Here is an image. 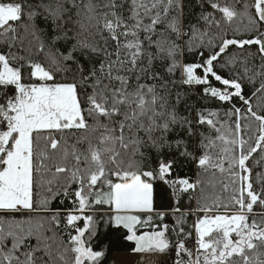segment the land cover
<instances>
[{"label":"snow or ice","instance_id":"1","mask_svg":"<svg viewBox=\"0 0 264 264\" xmlns=\"http://www.w3.org/2000/svg\"><path fill=\"white\" fill-rule=\"evenodd\" d=\"M264 264V0H0V264Z\"/></svg>","mask_w":264,"mask_h":264},{"label":"crops","instance_id":"2","mask_svg":"<svg viewBox=\"0 0 264 264\" xmlns=\"http://www.w3.org/2000/svg\"><path fill=\"white\" fill-rule=\"evenodd\" d=\"M115 264H122L124 261L134 259V254H118L114 257Z\"/></svg>","mask_w":264,"mask_h":264},{"label":"trees","instance_id":"3","mask_svg":"<svg viewBox=\"0 0 264 264\" xmlns=\"http://www.w3.org/2000/svg\"><path fill=\"white\" fill-rule=\"evenodd\" d=\"M118 254H132V253H131L130 251L127 252V253H114V254H113V259H112L111 264H115V259H114V257H115L116 255H118Z\"/></svg>","mask_w":264,"mask_h":264}]
</instances>
